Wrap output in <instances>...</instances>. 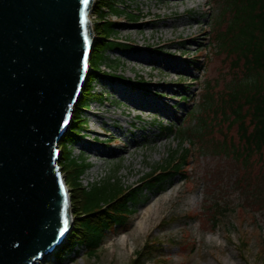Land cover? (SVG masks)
<instances>
[{
    "label": "rangeland",
    "instance_id": "rangeland-1",
    "mask_svg": "<svg viewBox=\"0 0 264 264\" xmlns=\"http://www.w3.org/2000/svg\"><path fill=\"white\" fill-rule=\"evenodd\" d=\"M113 1L134 16V23H124L133 21L123 13L106 12L104 20L119 22L113 38L127 47L107 52L115 65L102 63L99 70L111 76L92 82L93 102L79 111L86 122L70 151L91 166L81 176L80 186L102 183L112 193L118 186L138 183L156 165L168 160L173 150L186 147L190 156L181 170L183 175L173 176L164 189L153 193L142 188L134 212L121 226L106 232L94 256L84 247H76V253L68 252L61 260L43 257L37 264H264V194L237 189L233 184L235 172L240 175L249 170L253 175L264 170V151L253 153L246 169L232 153L199 152L193 136L185 141L176 136L180 127H193L197 117L204 115L198 105L206 93L220 106L234 81L240 82L248 72L242 64L233 63L234 54H216L212 43L217 30L214 18L225 0ZM226 25L227 16L219 29H226ZM168 40L173 43L164 42ZM142 53L149 56L147 62L132 59ZM154 56H162L182 70L170 72L169 65ZM116 85L156 100L169 112L164 114L155 106L153 110L132 106ZM190 110H194V118L189 116ZM208 112L214 140L241 143L236 125L228 126L218 113L213 117L211 109ZM168 126L173 127L172 132L162 128ZM93 148L104 153L93 152ZM63 156L65 152L61 151L58 165L64 161ZM61 171L69 178L73 170L65 171L62 166ZM70 193L74 199L71 210L77 218L74 228L83 219L81 188H73ZM220 208L227 211L216 215L217 225L213 227L212 211L220 213ZM141 221L145 222L144 232L134 237L132 233ZM122 239H127L128 252L120 245Z\"/></svg>",
    "mask_w": 264,
    "mask_h": 264
},
{
    "label": "water",
    "instance_id": "water-1",
    "mask_svg": "<svg viewBox=\"0 0 264 264\" xmlns=\"http://www.w3.org/2000/svg\"><path fill=\"white\" fill-rule=\"evenodd\" d=\"M94 1L0 0V264L68 253L57 143L90 73Z\"/></svg>",
    "mask_w": 264,
    "mask_h": 264
},
{
    "label": "trees",
    "instance_id": "trees-1",
    "mask_svg": "<svg viewBox=\"0 0 264 264\" xmlns=\"http://www.w3.org/2000/svg\"><path fill=\"white\" fill-rule=\"evenodd\" d=\"M93 10L98 17V21L93 23L95 41L90 57V67L93 72L88 76L86 86L82 90V97L72 115L70 131L60 143V149L65 152L64 161L60 165L65 166V171L73 170L72 175L65 179V183L69 185L70 190L81 188L80 213L83 217L82 221L79 219L74 224V230L68 239L69 243L65 244L61 251L76 253L78 250L75 247H84L87 254L91 256L96 254L97 248L103 243L106 232L111 231L113 226H121L125 218L134 212L133 205L140 201L142 188L153 193L164 189L173 176L181 173L190 156V150L186 147L173 150L174 154H171L168 160L156 165L152 172L142 177L140 188L118 186L119 188L111 193L109 187L102 183L91 185L89 188L80 186L81 176L89 170L90 164L83 157L80 159L73 157L71 151L67 149L68 142H75L76 136L80 135L85 125L86 121L81 118L79 111L86 110L93 101L92 96L95 92L92 82L100 78L95 71L98 70L100 64L105 62L112 66L114 60L107 57V51L121 46L110 37L117 32L118 25L115 22L104 20L106 12L118 15L125 13L117 7L113 0H95ZM125 14L130 18L133 17L129 13ZM226 16V29L220 30L219 25ZM214 20V28L217 27V30L213 32L212 43L217 52L229 56L234 54L233 63L242 64L244 70L248 72L240 82L234 81L220 106L215 105L212 96L206 93L198 105L204 115L197 117L195 126L179 128L177 136L183 141L193 136L199 143V152H209L213 155L232 153V157L240 160L248 169L252 154L260 155L264 151V0H225ZM85 94L87 97L83 98ZM101 99L100 97L99 100ZM209 109L213 112V117L218 113L217 117L226 121L228 126L236 125V134L241 143L229 142L227 144L225 139L220 142L213 139ZM194 114L192 111L191 115ZM163 128L167 132H172L171 127ZM191 142L195 144L196 141ZM233 175V184L237 189L253 191V193L258 191L260 195L264 194V191L260 190L264 187V170H258L253 175L249 170L243 171L240 175L235 172ZM72 196L70 193L71 203L74 202ZM213 208L216 210L218 204L216 203ZM225 211H227L225 208L222 210L220 208V213L216 214L212 211L210 223L213 227L217 225L216 215H221ZM76 219L74 217V220Z\"/></svg>",
    "mask_w": 264,
    "mask_h": 264
},
{
    "label": "bare ground",
    "instance_id": "bare-ground-1",
    "mask_svg": "<svg viewBox=\"0 0 264 264\" xmlns=\"http://www.w3.org/2000/svg\"><path fill=\"white\" fill-rule=\"evenodd\" d=\"M93 12V10L89 13V16H90V14ZM164 42H166V44H172L173 42H171V41H164ZM144 53H142L141 55H134V56H132V59H134V60H139V61H144V62H147L148 61V59H149V56L148 55H143ZM91 55H92V53H91ZM90 55V56H91ZM154 58H156V59H158L159 61H161V62H164V63H166L167 65H169V67L167 66V69L170 71V72H178V71H180V70H182V66H178L177 64H175L174 62H169V61H165V58L164 57H162V56H158V57H156V56H154ZM149 82H151V81H149ZM120 93H122L124 96H125V98L126 99H129L130 101H132V106H137V107H139V108H144V109H147V110H153L152 108H153V106H155V107H159V108H161L162 110V112L164 113V114H167V112H169L168 111V109L167 108H165V107H162V106H160L158 103H156V100L155 101H152V100H150L148 97H142L141 95H139V94H135V93H129V91L128 90H126V89H124V88H122L121 86H117L116 85V87H115ZM83 98H85L84 96H83ZM91 103V102H90ZM69 134V133H68ZM93 152H96V153H100V152H102V153H104V151L103 150H98V149H96V148H93V150H92ZM145 226V222L144 221H141V222H139V223H137V225H136V227H135V229H134V232L132 233L133 235H134V237L135 236H138V235H140L141 233H143L144 232V227ZM126 240L127 239H122L121 241H120V245L122 246V249L125 251V252H128V249H126ZM53 259V258H52Z\"/></svg>",
    "mask_w": 264,
    "mask_h": 264
},
{
    "label": "snow or ice",
    "instance_id": "snow-or-ice-1",
    "mask_svg": "<svg viewBox=\"0 0 264 264\" xmlns=\"http://www.w3.org/2000/svg\"><path fill=\"white\" fill-rule=\"evenodd\" d=\"M84 3L87 4L88 3V0H84Z\"/></svg>",
    "mask_w": 264,
    "mask_h": 264
}]
</instances>
